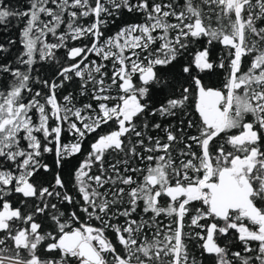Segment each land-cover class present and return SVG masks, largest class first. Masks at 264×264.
Segmentation results:
<instances>
[{"label":"snow or ice","instance_id":"obj_1","mask_svg":"<svg viewBox=\"0 0 264 264\" xmlns=\"http://www.w3.org/2000/svg\"><path fill=\"white\" fill-rule=\"evenodd\" d=\"M11 29L0 264H264V0H0Z\"/></svg>","mask_w":264,"mask_h":264},{"label":"trees","instance_id":"obj_2","mask_svg":"<svg viewBox=\"0 0 264 264\" xmlns=\"http://www.w3.org/2000/svg\"><path fill=\"white\" fill-rule=\"evenodd\" d=\"M16 38V30L15 29H11L9 32L7 33H2L0 32V42H6L9 38ZM219 46H217L218 48ZM210 86H220L221 85V82H222V76H216V75H213V76H210L207 81H206ZM193 99L192 97H190V100H189V104H192L193 103ZM159 104V98L154 102V106L158 105ZM153 120H156L157 118H152ZM169 120L165 119L163 121V123H168Z\"/></svg>","mask_w":264,"mask_h":264}]
</instances>
